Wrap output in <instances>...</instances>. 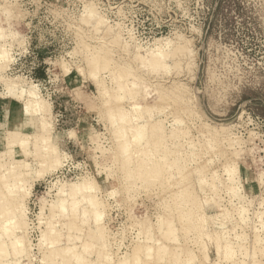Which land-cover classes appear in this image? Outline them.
<instances>
[{"label": "clouds", "instance_id": "9594fccd", "mask_svg": "<svg viewBox=\"0 0 264 264\" xmlns=\"http://www.w3.org/2000/svg\"><path fill=\"white\" fill-rule=\"evenodd\" d=\"M0 264H264V0H0Z\"/></svg>", "mask_w": 264, "mask_h": 264}]
</instances>
